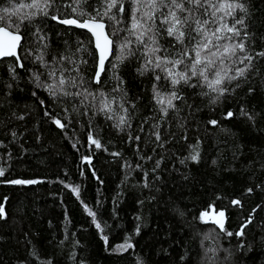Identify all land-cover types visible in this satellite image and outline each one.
Wrapping results in <instances>:
<instances>
[{
  "label": "trees",
  "instance_id": "16d2710c",
  "mask_svg": "<svg viewBox=\"0 0 264 264\" xmlns=\"http://www.w3.org/2000/svg\"><path fill=\"white\" fill-rule=\"evenodd\" d=\"M30 2L0 0V15ZM56 2L47 17L20 25L23 67L13 57L0 61V264H264V57L257 55L264 51V0H243L247 11L237 13L254 57L246 76L215 102L206 88L176 85L181 99L167 115L154 99V85L165 97L173 91L165 73L150 66L141 74L145 56L135 43L134 55L116 59L128 33H113L130 26V12L117 14L120 23L103 18L114 52L96 83L91 34L51 17L84 20L96 15L100 0H87L76 13L72 0ZM32 11L24 7L0 27L16 32L13 21ZM171 39L161 32L157 55L171 50ZM53 66L69 69L64 75L76 77L77 86L50 95L43 85L53 82ZM84 88L95 99L85 98ZM101 93L123 102L127 113L111 103L113 111H101ZM121 115L130 126L116 127ZM220 212L223 228L210 216Z\"/></svg>",
  "mask_w": 264,
  "mask_h": 264
},
{
  "label": "snow or ice",
  "instance_id": "6c2138e0",
  "mask_svg": "<svg viewBox=\"0 0 264 264\" xmlns=\"http://www.w3.org/2000/svg\"><path fill=\"white\" fill-rule=\"evenodd\" d=\"M73 5L71 11L76 13L78 7L87 0H72ZM130 9L125 7V0H100V8L96 9V15H89V19L80 22L76 18L60 19L58 16L53 15V20H59V23L65 25H76L80 28H87L92 31L97 38L96 47L100 49L99 53V70L96 71L94 81L101 82V73L105 71L104 63L109 55L112 54L113 41L108 38L104 33L105 24L103 18L108 17L109 20H117L118 13L130 12L129 22L130 26L124 29L117 28L113 35L118 36L121 31H126L128 36L124 37L123 41L118 44L120 55L116 57L117 61L122 62L125 58L124 53L127 55H134L135 53L130 50L133 43L143 49L145 56V64L138 71L143 74L150 66L153 71L159 69L165 73L164 79L169 81L173 86L167 96H162L154 85V99L161 105L160 111L167 115L169 109H175L174 100L181 99L175 90V86L179 84L188 85L190 87L200 86L202 89L206 88L208 91L204 95L215 94V100L220 99L230 91L229 85L233 81L241 77H245L246 73L251 68V62L254 57L247 54L246 40L248 32L245 30L244 16H238L237 13H246L247 9L243 0H128ZM27 7L33 9L31 14H24L18 16L17 21H13L16 32L8 31L6 28H0V35L6 37V40L0 41V56H15V48L20 44L22 37L19 35L20 25L24 22L31 23L32 17L42 15L47 17L49 15L48 9L56 8V0H31L28 4H19L16 11L12 15H18L19 10ZM102 9V11H101ZM115 10V11H113ZM2 11L5 15H0V22L6 23L11 20L12 15H8L9 9L4 8ZM78 15H85L80 11ZM231 18L229 23L228 18ZM239 26V27H238ZM163 32L167 37H171L169 41L170 48L163 49L166 54L157 55L162 51L158 43V37ZM103 36L104 44L101 45L99 40ZM135 38L133 40L132 38ZM258 56L264 57V51L257 53ZM19 57H17V60ZM37 60L43 61V55L37 56ZM69 58L61 56L60 61H66ZM87 63V61H82ZM111 63V61H110ZM243 65V67H236V65ZM23 67L22 64L19 65ZM113 67H116L113 64ZM10 72H15V67L9 69ZM79 70L77 65L75 71ZM65 71L69 69H57L52 67L47 75L53 79L52 83L43 85L40 81L39 74L34 73L38 86L47 87L50 95L57 96L56 88L59 87L63 91L66 84H72L73 87L77 86L76 77L71 79L66 78ZM59 72V75L57 73ZM193 78H196L197 84H191ZM155 79L159 81L160 75H156ZM84 81L80 80V85L83 86ZM239 86V85H237ZM118 89H114L116 91ZM234 90V89H231ZM253 91V89H249ZM85 98L87 95H92L95 99V94L88 93L87 88H84ZM63 95H68L63 92ZM75 95H81L80 92ZM100 104L102 105L101 111H113L110 107L111 104H118L119 108L127 113L123 102L116 101L113 97L109 102L107 97L100 94ZM43 103V102H41ZM134 107V106H133ZM246 115V113H242ZM227 117L233 114L228 112ZM22 118V117H21ZM111 118V117H109ZM55 124L63 128L66 125L62 124L60 120H54ZM210 124H217L213 120L209 121ZM130 126L126 116L121 115L116 123V127L123 128ZM14 135V133H13ZM159 139V134H156ZM91 144L97 148L101 147L98 140L94 139L91 134L88 137ZM139 139V137H136ZM87 159V158H85ZM192 160L198 159L197 155L190 157ZM4 175V171L0 169V176ZM13 184L36 183V181L13 180ZM74 192L78 190L72 189ZM251 191V189H249ZM234 204H239V201H233ZM87 207V206H85ZM3 213V208L0 207V214ZM90 216H95L91 211L88 213ZM203 215V214H202ZM219 215L223 217L224 213L220 212ZM219 223V221H217ZM223 228V225H220ZM100 228V224H96ZM243 227V226H242ZM229 236L231 232L227 233ZM243 235V230L237 233ZM122 249L130 248V244L120 246Z\"/></svg>",
  "mask_w": 264,
  "mask_h": 264
},
{
  "label": "water",
  "instance_id": "95a60500",
  "mask_svg": "<svg viewBox=\"0 0 264 264\" xmlns=\"http://www.w3.org/2000/svg\"><path fill=\"white\" fill-rule=\"evenodd\" d=\"M71 18H73V17H71ZM60 19H64V18H60ZM87 19H89V18H86V19H84V20H79V21H80V22H84V21L87 20ZM57 22L59 23V20H57ZM103 23L105 24L104 33L107 34V35H108V38L111 39V40L113 41V38H112V37L110 36V34H109V30H108V25H107V23H106L105 21H103ZM59 24H61V23H59ZM62 25H65V24H62ZM65 26L74 27V28H77V29H80V30H84V31H87L88 33L91 34V36L93 37L94 47H95V49H96L97 57H98V62H97V71H98V70H99V53H100V49L96 47V44H97V38H96V36L93 34L92 31H89L87 28H80V27H78V26H76V25H65ZM0 28H6L8 31H12V30H10L9 28H7V27H5V26H1ZM12 32L15 33L14 31H12ZM19 35L22 37V39H21V41H20V44L15 48V53H16V55H15V56H8V57L0 56V61L3 60V59H6V58H12V57H13V58H16V59H17V57H19L18 62H19V64H21V60H20V48H21V45H22V43H23V35H22L21 33H19ZM6 39H7L6 37H3L2 35H0V41H2V40H6ZM99 43H100L101 45L104 44L103 36H101V38H100V40H99ZM113 52H114V41H113V45H112V54L109 55V56L107 57V59L105 60L104 68H106L107 64H108L109 61L111 60V58H112V56H113ZM102 74H103V72L101 73V76H102ZM212 217H213V220H214V222H215L216 224H219V223L223 222V217H220L219 219L217 218L216 215H212ZM217 221H219V223H217ZM243 228H244V226L242 227L241 230H243ZM241 230H240V231H241Z\"/></svg>",
  "mask_w": 264,
  "mask_h": 264
},
{
  "label": "rangeland",
  "instance_id": "374dc122",
  "mask_svg": "<svg viewBox=\"0 0 264 264\" xmlns=\"http://www.w3.org/2000/svg\"><path fill=\"white\" fill-rule=\"evenodd\" d=\"M212 215H216L218 219L221 217V216H220V215H218V214H211L210 216H211L212 220H213V217H212ZM213 222H214V220H213ZM222 223H223V222H221V223H219V224H222Z\"/></svg>",
  "mask_w": 264,
  "mask_h": 264
}]
</instances>
